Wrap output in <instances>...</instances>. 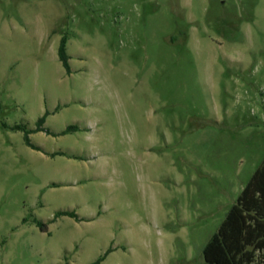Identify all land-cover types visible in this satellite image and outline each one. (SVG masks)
<instances>
[{"label":"rangeland","instance_id":"1","mask_svg":"<svg viewBox=\"0 0 264 264\" xmlns=\"http://www.w3.org/2000/svg\"><path fill=\"white\" fill-rule=\"evenodd\" d=\"M263 157L264 0H0V264H202Z\"/></svg>","mask_w":264,"mask_h":264},{"label":"trees","instance_id":"2","mask_svg":"<svg viewBox=\"0 0 264 264\" xmlns=\"http://www.w3.org/2000/svg\"><path fill=\"white\" fill-rule=\"evenodd\" d=\"M67 39L62 37L58 47V59L69 73V57L66 54ZM47 114L38 120L35 132L42 131V125ZM76 129L69 126L63 134ZM25 132V143L34 150L37 147L29 141ZM49 134L48 131H46ZM66 216L79 221L74 212H57L54 219ZM41 231L46 225L36 221ZM109 253V251L107 252ZM202 264H264V157L247 184L242 189L236 202L228 210L224 220L219 225L202 250ZM100 258L92 264H99Z\"/></svg>","mask_w":264,"mask_h":264}]
</instances>
